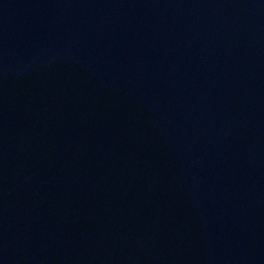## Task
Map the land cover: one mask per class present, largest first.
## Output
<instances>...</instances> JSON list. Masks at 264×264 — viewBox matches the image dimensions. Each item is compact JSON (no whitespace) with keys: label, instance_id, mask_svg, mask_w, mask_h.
Listing matches in <instances>:
<instances>
[{"label":"water","instance_id":"95a60500","mask_svg":"<svg viewBox=\"0 0 264 264\" xmlns=\"http://www.w3.org/2000/svg\"><path fill=\"white\" fill-rule=\"evenodd\" d=\"M0 264H264V0H0Z\"/></svg>","mask_w":264,"mask_h":264}]
</instances>
